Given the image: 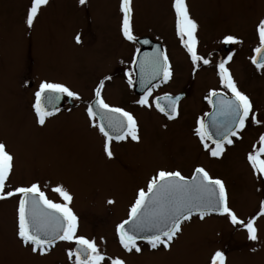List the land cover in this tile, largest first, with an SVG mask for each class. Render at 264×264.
I'll use <instances>...</instances> for the list:
<instances>
[{"label":"rangeland","instance_id":"1","mask_svg":"<svg viewBox=\"0 0 264 264\" xmlns=\"http://www.w3.org/2000/svg\"><path fill=\"white\" fill-rule=\"evenodd\" d=\"M119 2L87 0L80 6L78 0H49L29 30L24 21L30 0H0V142L14 156L5 190L37 183L49 199L63 202L52 192L63 185L73 197L69 207L78 217L76 234L96 242L106 257L103 264L116 257L126 264H211L216 251L224 253L226 264H264V216L259 215L264 182L246 159L254 146L259 147L264 132V69L253 68L249 61L259 45L256 28L264 19V0H186L199 26L197 52L210 60L197 69L201 71L197 84H210L203 71L224 57L218 51L224 36L237 37L241 43L232 44L235 53L229 68L260 120L253 124L249 119L242 139L225 146L219 159L205 152L194 134L201 115V91L196 84L173 121L154 113L153 107L136 103L126 72L136 51L120 31ZM171 3L132 0V32L136 39L147 36L168 52L179 85L171 82L168 88L176 92L194 69L177 50ZM105 77L111 79L104 81L102 98L135 116L140 137L139 142L129 139L121 145L113 141L111 159L104 154V138L91 126L86 111L95 87ZM44 80L65 84L80 99L71 106L65 103L40 126L32 104ZM195 165L225 181L229 207L238 219L256 218L257 240L250 241L246 228L233 225L226 215H210L182 224L167 252L139 243L142 253H126L116 241V226L128 217L137 190L146 189L148 180L162 168L188 176ZM15 200L0 201V264H73L67 256L73 242H60L43 256L20 244L15 235Z\"/></svg>","mask_w":264,"mask_h":264},{"label":"snow or ice","instance_id":"2","mask_svg":"<svg viewBox=\"0 0 264 264\" xmlns=\"http://www.w3.org/2000/svg\"><path fill=\"white\" fill-rule=\"evenodd\" d=\"M49 0H30V6L25 13V26L32 29L34 21L43 6ZM80 6H85L87 0H78ZM171 8L175 17V33L179 37L182 47L190 58L193 69L201 63L209 65L210 60L202 57L197 52L198 24L191 17L186 0H172ZM119 12L121 14L120 31L124 39L134 41L132 32L133 8L132 0H120ZM259 46L253 51L257 54L252 57V63L257 69H264V19L257 25ZM80 43V36L75 37ZM147 43V41H144ZM224 44H238L241 41L233 36L226 35ZM227 60H221L215 65L219 77V85L226 91L210 90L208 102L213 108L212 113H205L211 117V125L205 118L196 120L194 134L212 158L219 159L225 152V146L234 144V139H242L241 133L247 127L249 119L253 124H259L253 103L250 97L240 91L229 68ZM135 63V61H133ZM142 83L145 82V94L136 103L144 108H151L153 103L156 110L161 112L168 120L178 117V102L180 96L173 97L165 94L150 101L152 88L151 81L159 79L161 83H168L173 77V68L168 55L157 49L151 56H146L140 61ZM111 79L105 77L94 89L95 106L89 105L86 109L92 127L98 128L103 136V152L108 159L113 157L111 143L113 140L125 141L130 139L139 142V127L135 116L125 109L110 106L102 98L104 81ZM133 80L129 78L131 86ZM151 85V86H148ZM230 93V95H228ZM79 100L77 92L72 91L62 83L41 81L34 92L32 109L35 113L36 123L44 126L46 119L55 114L59 109L57 105L62 97ZM161 100L165 103L162 105ZM99 123H95V121ZM215 128V133L212 131ZM211 142V145L209 144ZM247 162L253 174L264 178V133L259 136V147L247 154ZM14 168V156L7 145L0 142V201L11 197L17 198L16 230L15 235L20 244L28 248L31 253L46 255L55 246L57 241L73 242L75 250H68L69 260L74 257L73 264H103L106 257L101 254L94 240L78 236V217L74 214L69 204L73 197L63 185L52 188L63 202L49 199L41 191L39 184L31 183L28 186H17L6 191V182ZM109 204L114 201L109 200ZM259 215L264 216V201L260 203ZM212 213L226 215L233 225H242L247 230L250 241L257 240L255 217L245 222L238 219L235 212L228 204V191L222 178L213 177L203 166H194L190 176H185L179 170L160 169L148 180L146 189L140 188L131 204L128 218L116 226V235L121 248L126 253H142L143 249L138 241L143 240L152 251H169L174 239L182 232V224L190 222L193 217L203 221ZM110 264H126L120 257L111 258ZM211 264H225V255L216 251L211 257Z\"/></svg>","mask_w":264,"mask_h":264},{"label":"flooded vegetation","instance_id":"3","mask_svg":"<svg viewBox=\"0 0 264 264\" xmlns=\"http://www.w3.org/2000/svg\"><path fill=\"white\" fill-rule=\"evenodd\" d=\"M173 28H174V30H175V17L173 16ZM135 37V36H134ZM143 37H147V36H141V37H138V38H143ZM175 37H176V40H177V45H178V48H177V50H179L181 53H183L184 55H185V58H186V60L187 61H189L190 63H191V61H190V58L188 57V55H187V52H186V50L182 47V45H181V42H180V39H179V37L176 35V33H175ZM137 38V39H138ZM126 40V39H125ZM152 40V39H151ZM126 41H128V40H126ZM129 42V41H128ZM130 43H132V44H134V45H132L134 48V51H136V54H133V56H132V61L129 63V67L127 68V70H126V72H127V79L129 80V78H131L133 81L134 80H136V78H137V67H138V64L137 65H135V67H134V62L133 61H135L136 62V59H137V56H138V54H139V52H140V50H141V46L137 43V41H136V39L134 40V41H130ZM259 43V42H258ZM224 44V43H223ZM222 43H220L219 44V47H218V51H219V55H223L224 57L222 58V59H220V61L221 60H227V58L229 57V56H231L232 57V59L231 60H233V58H234V53H235V50H234V46H232V44H225V45H223ZM259 46V45H258ZM233 47V48H232ZM230 48H232V49H230ZM164 49V48H163ZM164 52L168 55V52H166V50L164 49ZM254 54H255V52H253L252 54H251V57H250V64H251V66L253 67V68H255V69H257L256 68V66L255 65H253L252 64V57L254 56ZM169 57V60H170V63H171V57L170 56H168ZM231 60H229V61H231ZM219 61V62H220ZM228 61V62H229ZM218 62V63H219ZM217 63V64H218ZM171 65H172V63H171ZM215 65L216 64H214L213 65V67H208L209 69H205V71H203L205 74H204V76L209 80V85L208 86H204V87H201L200 85H198L197 84V82H199L198 81V73L199 72H201V71H199V70H197L198 68H200V67H198L196 70H191L190 71V73L188 74V76H186V81H185V83L184 84H180V89H179V91H176V92H174V90H170L168 87H169V85H170V83L171 82H173V84L175 85V87H177V86H179V85H176L175 84V82H174V80H175V78H176V76H175V74H174V71H173V77H172V79L168 82V83H161L160 81H158L157 83H155V84H151V85H159L158 87H153L152 88V96L149 98L150 99V101H155V99L157 98V97H163V96H165V94H170V95H172L173 97H175V96H180L181 97V99H180V101L178 102V111H179V113H180V109H181V107H183V102H185V99H187V94L189 95V93H190V91H191V89L193 88V87H195V84L199 87V89H200V91L201 92H199V99H198V105H199V111H200V118L201 117H203V118H205L206 116H205V113H209L211 110H212V106L209 104V102H208V99H207V97H208V93H209V91L210 90H213V89H215V90H217V91H226V90H224V89H222L221 87H220V85H219V77H218V75H217V73H216V69H215ZM226 67H228L229 68V64L227 63L226 64ZM229 70H230V68H229ZM230 72H231V70H230ZM115 74L116 73H114V75L113 76H115ZM232 74V73H231ZM111 77H112V74L110 75ZM193 81H195V82H193ZM133 84H134V82H133ZM133 84L130 86L129 84V86H130V89H131V91H132V93H133V96L134 97H136L137 99H139L141 96H143L144 94H145V91L143 92V94H141V95H136L134 92H133ZM150 85V86H151ZM167 88L169 89V90H167ZM228 95H230V93H228ZM94 95H93V99H94ZM191 98H193V96L191 97ZM92 99V100H93ZM91 100V101H92ZM91 101L88 103V106L91 104ZM190 101V100H189ZM189 101H187V102H189ZM66 102H62L59 106H58V109H61V108H63L66 104H65ZM73 103H71V105H72ZM185 104V103H184ZM68 105V104H67ZM69 106V105H68ZM138 106H140V105H138ZM141 107V106H140ZM152 107H153V111H154V113H157L160 117H162L163 119H165V120H167V121H173V120H168L167 119V117L166 116H164L161 112H159V111H157L156 110V107H155V104L153 103V105H152ZM142 108H144V107H142ZM179 116V115H178ZM177 119V118H176ZM175 120V119H174ZM264 133V132H263ZM234 139V143L235 142H237V141H239L238 139H235V138H233ZM129 141V139H127V140H125V141H119L118 143H120V145L122 144V143H127ZM197 143H199V140H198V138H197ZM133 143H134V141H132ZM209 144H210V146H212L211 145V142L209 141ZM232 146V145H231ZM203 147V146H202ZM195 166H199V165H195ZM193 168H194V166L192 167V170H193ZM192 170L190 169V171L192 172ZM186 176V175H185ZM188 176H190V175H188ZM16 206H17V198H16V200H15V209H14V211H16ZM57 243H59V242H57ZM57 244H55V246H56ZM54 246V247H55ZM53 247V248H54ZM72 261L74 262V258L72 259ZM72 262V263H73ZM225 264H226V259H225Z\"/></svg>","mask_w":264,"mask_h":264},{"label":"water","instance_id":"4","mask_svg":"<svg viewBox=\"0 0 264 264\" xmlns=\"http://www.w3.org/2000/svg\"><path fill=\"white\" fill-rule=\"evenodd\" d=\"M144 41H147V43H145ZM138 43L142 46V49L140 51L139 60H138L137 79L135 81V92L140 95L145 90V84L147 83L146 79H145V82L144 83L141 82L142 81V73H141V68H140V61L144 60L146 56H151L153 54V52L155 50H157V49H159V50L162 51V48L158 44L151 43L147 39H142ZM158 80H159L158 78L152 80L151 81V84L157 82ZM148 86H150V85H148ZM61 101H62V98L59 101V104H60ZM163 101L164 100H161L160 101V103L162 105H163V103H162ZM92 105L95 106V101H94V103ZM212 112H213V110H212ZM205 120H206V123H208L209 125H211V117L210 116L206 117ZM212 131L215 133V131H216L215 128H212ZM139 241H143V240H139ZM75 247L76 246L74 245V250H75Z\"/></svg>","mask_w":264,"mask_h":264}]
</instances>
